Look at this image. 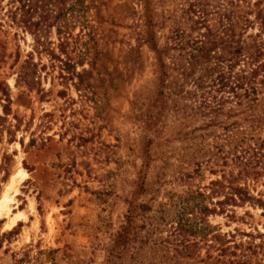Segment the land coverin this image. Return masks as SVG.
Listing matches in <instances>:
<instances>
[{"label":"rangeland","instance_id":"rangeland-1","mask_svg":"<svg viewBox=\"0 0 264 264\" xmlns=\"http://www.w3.org/2000/svg\"><path fill=\"white\" fill-rule=\"evenodd\" d=\"M99 1L88 7L87 0H0V196L18 158L27 174L16 186L12 215L22 213L17 235L2 236L7 219H0V264H31L18 260H30L36 247L68 253L71 257L61 264H100L101 246L121 219L124 201L148 207L143 219H134L135 226L152 231L138 251L146 264H264V166L244 169L211 155L214 150L189 146L182 134L203 133L198 130L202 118L189 109L184 118L168 107L154 124L158 138L144 148L142 158L148 99H134V94L151 87L150 54L143 48L138 72H131L123 58L134 45L137 17L127 9L138 12L140 6L134 0ZM180 1L152 0L151 6L159 18L177 11ZM60 7L66 11L72 57L88 42L86 25L96 31L101 50L109 52L108 99H99L98 82L89 92L76 91L75 79L59 78L58 63L46 51L34 50L38 32L33 24L46 17L50 22ZM166 29H158L157 36ZM39 36L63 57L54 26H44ZM81 68L86 62L75 71ZM194 104L186 99L179 106ZM258 135L264 138V132ZM235 186L244 194L232 204L229 187ZM195 189L211 210L202 219L214 231L203 240L193 233ZM212 234L225 242L223 254L207 247L214 244Z\"/></svg>","mask_w":264,"mask_h":264},{"label":"trees","instance_id":"trees-1","mask_svg":"<svg viewBox=\"0 0 264 264\" xmlns=\"http://www.w3.org/2000/svg\"><path fill=\"white\" fill-rule=\"evenodd\" d=\"M61 1L54 0L57 4ZM134 1L140 6L139 11L132 7L127 9L130 15L137 16L133 25L134 45H128L123 58L130 64L131 72L143 69V48H146L151 60V87L134 94V99H148V119L140 144L142 158H146L147 154L144 148L158 138L154 124L163 109L168 107L180 113L181 117L186 116L189 109L191 114L202 118L198 130H203V133L192 137L188 135L189 138L182 134V140L189 142V146L214 150L211 155H217L224 162L229 159L244 169L264 166V138L260 139L258 135L264 132V0H181L177 11L166 12V16L159 18L154 14L152 0ZM87 2L88 7L100 3L99 0ZM65 13L60 7L50 22L46 21V17L33 24L38 32L37 36L34 35V50L46 51L50 59L58 63L59 78L75 79L73 87L76 91L89 92L93 89L92 83L98 82L99 99H108L107 90L113 81L111 73L105 68L109 52L107 49L101 50V44L95 39L96 31L91 25H86L88 42L82 45L76 57H72L74 48L67 49L69 33ZM44 26H54L62 58L51 52L49 42L40 39L39 32ZM164 26L166 32L157 36V30ZM254 29L255 32H252ZM83 62H86L87 68L75 71L76 66L81 67ZM24 66L21 65V68ZM3 97L8 106L9 97L6 93ZM186 99H192L196 104L179 106L180 101ZM227 103L233 106L224 109ZM229 190L230 203L242 201L240 196L244 192L241 188L235 186L229 187ZM193 194L192 199H196V202L192 208L197 214L193 233L203 240L214 231L202 219L211 210L207 209L203 203L204 196L197 189ZM124 202L127 207L121 219L112 231H105L108 232V242L101 246L100 264H146L138 251L151 240L152 231L145 229L144 225L135 226L134 219H143L148 207L144 204L136 207L130 201ZM101 223L103 228L106 227L105 220ZM20 226L19 222L2 236L17 235L15 229ZM210 240L214 244L207 247L223 254L225 242L220 241L219 234H212ZM35 249L30 260L26 256L18 261L61 264L71 257L64 251L50 247Z\"/></svg>","mask_w":264,"mask_h":264},{"label":"bare ground","instance_id":"bare-ground-1","mask_svg":"<svg viewBox=\"0 0 264 264\" xmlns=\"http://www.w3.org/2000/svg\"><path fill=\"white\" fill-rule=\"evenodd\" d=\"M27 174L25 171L19 166V158L16 166L15 173L9 178L7 184H5L3 188V192L0 196V219L5 218L6 223L2 228V231H9L13 227L16 226V223L22 216L21 212L15 213L12 215V211L15 208V194H16V186L22 181ZM30 210H32V202L29 205Z\"/></svg>","mask_w":264,"mask_h":264}]
</instances>
